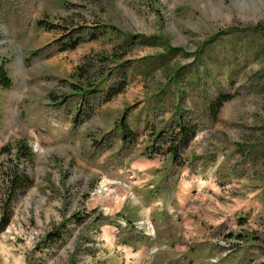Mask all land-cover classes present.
Segmentation results:
<instances>
[{"label": "rangeland", "instance_id": "obj_1", "mask_svg": "<svg viewBox=\"0 0 264 264\" xmlns=\"http://www.w3.org/2000/svg\"><path fill=\"white\" fill-rule=\"evenodd\" d=\"M86 55L101 82L80 93ZM1 62L0 147L25 138L33 182L0 264H264V0H0ZM139 158L168 168L151 190Z\"/></svg>", "mask_w": 264, "mask_h": 264}, {"label": "trees", "instance_id": "obj_2", "mask_svg": "<svg viewBox=\"0 0 264 264\" xmlns=\"http://www.w3.org/2000/svg\"><path fill=\"white\" fill-rule=\"evenodd\" d=\"M39 23H41V20H39ZM49 25V24H48ZM53 27V25H50ZM79 42V38H74L70 44L71 47H75ZM121 51H125L124 49ZM114 53V50L110 52V54H104L101 55L100 58L102 59H110L111 54ZM89 56H85L82 63H79L76 66V74L78 77V80L85 79L86 82L76 83V82H70L69 88L75 90L80 89V93L93 89L97 90L99 87L101 80L94 79L91 80L89 72V66L92 65V62L89 60ZM88 73V74H87ZM121 81L117 84L110 85L107 90H105L106 98L109 99L113 95H115L118 92H121L126 85L125 78L120 79ZM12 84V78L9 76L5 66L0 63V86L1 87H8ZM86 84V85H84ZM99 90V89H98ZM229 94H220L212 103L209 105V110L214 115L218 111V109L222 106L223 102L229 98ZM124 116H121L120 121V129H121V137L124 140H128L130 142L134 141L137 136V132L133 130L128 124L124 121ZM178 130H177V140L181 142L185 141V144L189 142V140L194 136L195 129L191 126V128H188L185 126V124L178 120ZM178 145H170L168 146L167 150L172 151L175 157L178 155ZM15 150L12 151L11 147L8 146V143H5L1 145L0 152L1 153H14V159L10 158L8 160V166H6L2 170V177L4 180V197L2 202V208H1V214H0V232L7 226V224L10 222L11 216H12V208L11 203L13 199L18 196V194L24 192L27 190V188L32 184L33 179L31 176L25 171L24 167H19L20 162L23 160L31 161L33 158V151L30 146H28L25 138H19L16 140L15 144ZM174 157V156H173ZM18 161V162H17ZM58 227L50 229L47 233V240H53L58 235Z\"/></svg>", "mask_w": 264, "mask_h": 264}, {"label": "crops", "instance_id": "obj_3", "mask_svg": "<svg viewBox=\"0 0 264 264\" xmlns=\"http://www.w3.org/2000/svg\"><path fill=\"white\" fill-rule=\"evenodd\" d=\"M137 163L141 164L142 167L134 166V169H136V170H133V171H137L138 169H140L139 171H141V173L145 174V176H146L145 178L147 179L148 184H146L147 183L146 182L145 183L146 185L144 184L145 185L144 187L149 188V190H151L152 187H154L153 185L158 182V180H156L155 177H157L158 175H160V177L165 176L167 173V170H168V168H163V166L161 168L157 169L156 168L157 163L153 159H150V158H139V159H137ZM183 172L184 171L182 170L180 174H183ZM194 175H196V174H194ZM130 186L133 187V185H131V184H130ZM130 195L134 196V194L132 192Z\"/></svg>", "mask_w": 264, "mask_h": 264}, {"label": "bare ground", "instance_id": "obj_4", "mask_svg": "<svg viewBox=\"0 0 264 264\" xmlns=\"http://www.w3.org/2000/svg\"><path fill=\"white\" fill-rule=\"evenodd\" d=\"M204 185H205V184H203V183H202V185H201V186H204ZM110 191H111V189H110Z\"/></svg>", "mask_w": 264, "mask_h": 264}, {"label": "built area", "instance_id": "obj_5", "mask_svg": "<svg viewBox=\"0 0 264 264\" xmlns=\"http://www.w3.org/2000/svg\"><path fill=\"white\" fill-rule=\"evenodd\" d=\"M122 184H123V185H125V183H124V182H123Z\"/></svg>", "mask_w": 264, "mask_h": 264}]
</instances>
